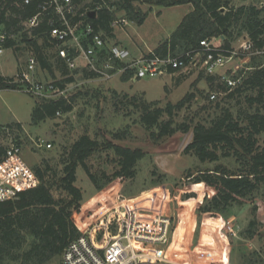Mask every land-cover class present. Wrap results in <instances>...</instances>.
<instances>
[{
    "label": "trees",
    "instance_id": "obj_1",
    "mask_svg": "<svg viewBox=\"0 0 264 264\" xmlns=\"http://www.w3.org/2000/svg\"><path fill=\"white\" fill-rule=\"evenodd\" d=\"M51 1L30 0L24 4L23 0H0V27L7 34L4 49L10 50L18 61L24 55L33 56L37 69L52 76L55 66L65 78L52 83L61 89L73 82V77H68L70 73L79 72L82 79L97 78L96 73L85 68L70 71L58 56L56 42L49 31L52 26L62 27V24ZM71 1L75 15L67 16L69 25L90 24L102 33L105 41L113 37L115 18L111 8L116 5L139 25L144 18L136 11L135 3L191 6V11L171 36L151 52L160 57L200 54V42L213 39H220L221 48L230 51L231 44L242 32L252 51L259 52L255 55L264 52V7L253 4L236 6L232 0H118L117 4H111L110 0ZM90 11H94V15H87ZM34 16L38 18L37 25L29 27L26 23ZM123 66L124 63L115 64L117 69ZM252 67L242 79L235 78L239 82L233 88L227 87L224 81L219 83L216 89L227 92L226 105L217 103L209 120L177 122L176 117L184 109L187 98L176 104L168 103L164 108L137 96H124L119 101L123 103L127 99V104L137 108L139 122L155 140L191 131V141L183 153L194 156L200 163H215L221 158L235 160L238 166L235 170L219 164L213 169L196 171L193 179L196 185L203 183L215 191L211 198H204L205 204L199 212H222L232 205H243L246 200L251 203L252 197L264 188V145L258 140L264 133V66ZM132 75L133 72H125L121 77L126 80ZM74 101V96L35 99L32 123L53 120L57 112H71ZM5 127L21 130L19 124ZM114 138L123 139L124 134L116 133ZM100 149L101 144L84 131L61 149L55 163L43 158L31 168L39 180L36 187L20 192L16 199L0 202V264H48L61 258L68 244L80 235V228L73 219L82 202V192L76 186L78 168L84 171L96 190L113 180H132L136 176V166L144 152L106 142L103 149L112 152L110 160L115 166L108 174L91 163ZM4 156L5 146L0 137V162Z\"/></svg>",
    "mask_w": 264,
    "mask_h": 264
},
{
    "label": "rangeland",
    "instance_id": "obj_2",
    "mask_svg": "<svg viewBox=\"0 0 264 264\" xmlns=\"http://www.w3.org/2000/svg\"><path fill=\"white\" fill-rule=\"evenodd\" d=\"M232 1L236 6L253 4L258 8L264 7V0ZM110 3L117 4L118 0H110ZM134 5L139 16L144 18L143 23L139 25L116 5L111 10L117 24L112 26L113 37L106 39L109 45L125 46L132 56L152 52L171 36L192 9L189 5ZM248 41L247 36L240 33L231 44L236 55L212 75H206L198 66L171 76L135 81L122 79V73L110 79H82L79 72L70 73L68 77H73V82L62 89H65L67 99L74 96L72 111L60 112L55 119L36 125L31 119L35 102L33 96L21 91L0 90V125L21 126L19 131L11 129L10 136L2 142L5 145L14 140L19 143L22 160L32 168L43 158L55 163L61 149L85 131L101 144L100 152L96 153L91 163L108 174L115 166L110 160L112 152L103 149L106 142L140 149L144 157L137 163L136 176L132 180H113L101 190L94 188L81 168L77 169L76 186L82 192V202L80 211L74 214L73 219L80 230L117 200L127 202L141 199L138 205L145 214L166 212L172 216L173 246L183 252L190 263L264 264V188L252 197L251 203L246 200L245 204L232 205L222 212H199V208L205 204L204 198H211L215 191L203 183L196 185L193 181L196 171L213 169L219 164L235 170L238 167L235 160L221 158L215 163H200L194 156L183 153L191 141V131L185 134L177 132L155 140L139 122L137 108L127 104V99L119 102L124 96H137L164 108L168 103L176 104L187 98L176 121L209 120L216 111L217 103L226 105L224 97L227 92L216 89L219 83H223V78L242 79L250 67L264 66V52L249 55L243 51ZM212 42L214 47H222L220 39H213ZM27 59L28 56L24 55L18 61L11 51L5 50L0 56V73L7 77L17 76ZM78 65L84 66L81 60ZM34 73V79L42 83L59 82L65 78L55 66L53 76L37 67ZM58 89L61 90L60 87ZM211 93H216L215 100L209 99ZM116 133L124 134V138L116 140ZM37 138L46 140L51 147H35L33 140ZM258 140L263 146L264 133L258 136ZM227 223L232 227V233L227 229ZM48 264H61V258Z\"/></svg>",
    "mask_w": 264,
    "mask_h": 264
},
{
    "label": "built area",
    "instance_id": "obj_3",
    "mask_svg": "<svg viewBox=\"0 0 264 264\" xmlns=\"http://www.w3.org/2000/svg\"><path fill=\"white\" fill-rule=\"evenodd\" d=\"M23 3L28 4L30 0H23ZM51 3L62 27L52 26L49 35L56 42L58 56L65 61L70 71L85 68L104 79H110L119 73L133 72L130 80L135 81L184 72L198 66L202 67L206 75H212L236 55L232 49L227 51L216 48L212 42L204 40L200 42V54L160 57L148 52L132 56L125 47L107 44L102 33L90 24L81 26L80 22L70 26L67 16L75 15L71 0H52ZM92 12L94 11L87 15L90 16ZM37 19L34 16L26 24L29 27L36 26ZM115 24L116 21L112 25ZM6 37V32L0 27V56L5 51L3 45ZM243 51L249 55L259 54L252 51L249 42L243 46ZM79 60L84 66L78 65ZM117 62L124 63V66L117 69ZM35 69L36 60L31 56L17 76H0V90L21 91L35 99L65 97V89L59 90L52 82L35 80ZM223 81L229 88L235 87L239 82L227 78H223ZM216 96V93H211L209 99L215 100ZM11 133L10 129L0 125L1 141ZM33 142L39 149L51 147L42 138ZM2 144L5 146V156L0 162V202L16 199L20 192L39 184L33 170L21 158V145L15 140L7 145ZM137 200H117L81 229L80 235L64 249L61 264H192L183 252L173 246L172 216L166 212L147 215L138 205L141 199ZM227 229L232 233L229 223Z\"/></svg>",
    "mask_w": 264,
    "mask_h": 264
},
{
    "label": "crops",
    "instance_id": "obj_4",
    "mask_svg": "<svg viewBox=\"0 0 264 264\" xmlns=\"http://www.w3.org/2000/svg\"><path fill=\"white\" fill-rule=\"evenodd\" d=\"M212 44H213V42H212ZM125 47V46H124ZM126 48V47H125ZM10 51V50H9ZM149 52V51H148ZM148 52H145V53H148ZM151 52V51H150ZM12 53V52H11ZM145 53H141V54H145ZM4 54V53H3ZM2 54V55H3ZM174 73H171V74H168L167 76H171V75H173ZM0 76H4L3 74H1L0 73ZM4 77H7V76H4ZM134 81V80H133Z\"/></svg>",
    "mask_w": 264,
    "mask_h": 264
},
{
    "label": "water",
    "instance_id": "obj_5",
    "mask_svg": "<svg viewBox=\"0 0 264 264\" xmlns=\"http://www.w3.org/2000/svg\"><path fill=\"white\" fill-rule=\"evenodd\" d=\"M91 15H94V12H92ZM91 15H90V16H91Z\"/></svg>",
    "mask_w": 264,
    "mask_h": 264
}]
</instances>
